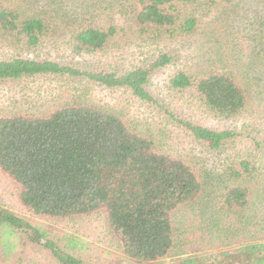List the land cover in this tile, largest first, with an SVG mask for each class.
Listing matches in <instances>:
<instances>
[{
	"label": "trees",
	"instance_id": "16d2710c",
	"mask_svg": "<svg viewBox=\"0 0 264 264\" xmlns=\"http://www.w3.org/2000/svg\"><path fill=\"white\" fill-rule=\"evenodd\" d=\"M261 1L20 0L17 5L0 6V35L24 50L46 45L56 48L57 40L65 36L69 54L84 57L106 53L126 25L150 33L153 40H183L199 33L203 42L211 44L216 23L225 28L226 41L214 40L217 52L205 59L208 68L197 73L178 70L168 86L174 92H191L195 104L207 114L230 121L245 116L254 98L264 93V79L260 78L264 77V15L257 9V4L264 3ZM218 6L222 14L210 21L203 19L205 12L210 15ZM250 18L255 20L250 22ZM246 24L255 35L245 32ZM240 34H245L242 39L248 38V44L240 45ZM227 46L234 53L229 52V61L222 51ZM174 57L161 52L151 62L121 72L86 70L73 63L19 53L0 59V82L66 78L106 90L123 89L163 110L204 151L218 154L228 144L234 145L217 182V210L209 220L217 229L209 244L223 246L216 253L206 256L181 251L167 261L177 237L174 213L195 203L203 190L202 176L213 178L216 171L202 174L204 167L198 170L179 157L160 152L154 139L105 108L75 102L40 114L0 110V170L17 185L19 202L33 217L56 222L104 212L129 264H264V224L251 228L264 222V210H245L251 193L244 185L262 170L246 151H260L264 129L249 130L251 121L240 130L217 131L164 110L150 93L149 84ZM244 147L248 148L242 150ZM220 213L224 217L218 221ZM64 241L62 244L44 226L31 224L0 203V248L8 263L14 264L12 258L18 254L16 264H46L26 260V249L33 248L44 253L47 264H85L75 255L77 242Z\"/></svg>",
	"mask_w": 264,
	"mask_h": 264
},
{
	"label": "rangeland",
	"instance_id": "374dc122",
	"mask_svg": "<svg viewBox=\"0 0 264 264\" xmlns=\"http://www.w3.org/2000/svg\"><path fill=\"white\" fill-rule=\"evenodd\" d=\"M19 1L0 0V6L17 5ZM223 4L231 5L228 2ZM263 4H257V9H260L259 12H261L260 15L262 17L264 15V6L261 8ZM220 12L222 14V8L218 6L210 15L205 12L203 19L207 21H210L211 18L216 19ZM255 14V12H252L251 16L254 17ZM251 18L250 22H253L255 18L252 20ZM247 25H245L247 28L245 32L248 35H255V31L253 29L251 31V27ZM224 29L216 23L213 25L214 32L212 36L220 44V38L226 41ZM150 35V33H141L136 26L126 25L123 33L119 34L111 42L106 53L84 57H73L69 54L66 45L68 37L65 36L57 40L58 47L56 48L54 46L51 47L52 45H46L37 50H24L21 45L13 44L11 38L0 35V59L20 53L28 58H49L63 63H73L76 67L86 70L109 71L117 69L125 72L146 62H151L161 52H170L175 56L173 63L155 73L149 84L150 93L164 110L180 119L205 125L217 131L240 130L244 123L249 125L251 121L253 123L249 130L251 128L255 131L264 129V93L254 98V104H250L248 111L244 114L245 116L228 121L218 120L207 114L198 104H195L191 98V92H174L169 89L168 81L176 71L183 70L197 73L208 68L206 64L204 66L205 59L211 58L217 52V44L214 40L211 44L203 42V38L199 33L194 37L183 40L177 38L168 39V37L153 40ZM244 35H237L240 45L248 44V38L247 41L242 39ZM222 51L230 57L227 58L228 61L232 59L231 56L234 54L232 46H227L226 50ZM214 58H216L215 55ZM222 66L220 65V67ZM260 78L264 79L262 76ZM249 84L256 86L257 82H250ZM257 90H259L258 87ZM75 102L96 105L115 114L122 115L132 125L134 130L154 139L155 147L160 152L169 156L179 157L183 161L189 162L192 166H197L198 170L204 167L202 174H210L209 170H215L216 174L213 178L209 176L203 178L202 176L201 179L204 185L201 194L196 199L197 201L189 206L182 207L174 213L173 227L177 237L175 238V247L167 261L178 256L181 251L193 250L197 251V253L203 252V254L208 256L223 248L222 244H218V242H215L216 246L209 244V240L217 230L215 223L209 220L210 218L212 220L213 213L217 210L216 204L219 196L217 182L222 179L223 165L227 156H231L235 151L234 145L228 144L218 154L204 151L202 146L196 144L163 110L157 106L139 101L123 89L106 90L84 81L66 78H32L30 80L0 82V110L8 109L22 112L26 110L39 112L40 114ZM251 118L254 120H251ZM259 141L262 142L260 151H255L254 149L250 151V148L246 151L254 156L251 157L252 161L255 162V165L256 163L260 165L262 170L254 174V179L252 178L244 183L251 193V203L245 210H264V196L262 195L264 193L263 136L260 137ZM239 147L242 148L243 146L240 145ZM247 148L244 147L242 150ZM256 167L258 168L257 165ZM0 203L11 212L27 219L31 224L44 226L54 237L60 239L62 244H65L64 240L66 239L75 240L79 248L75 255L81 258L85 264H129L125 261L122 254L120 241L111 233L106 215L102 211L89 216L59 219L56 222L45 218L33 217L19 202L17 185L1 170ZM220 215L222 216H217L218 221L224 217L222 213ZM220 224H222V228H226L224 222ZM263 224L264 222L261 220L259 225H256L257 227L251 226V228L259 229ZM218 245H221L219 246L221 248H218ZM43 254L33 248H27L25 258L26 260H40L42 263L47 264L48 260L43 257ZM18 257L19 255L17 254L16 257L12 258L14 264L18 262ZM0 264H11L3 258L1 248Z\"/></svg>",
	"mask_w": 264,
	"mask_h": 264
}]
</instances>
